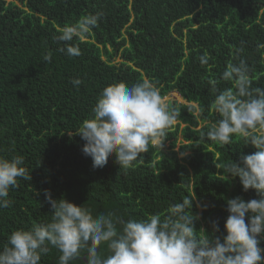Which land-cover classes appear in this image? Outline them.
I'll return each instance as SVG.
<instances>
[{"label":"trees","instance_id":"1","mask_svg":"<svg viewBox=\"0 0 264 264\" xmlns=\"http://www.w3.org/2000/svg\"><path fill=\"white\" fill-rule=\"evenodd\" d=\"M97 12L99 26L72 42L81 55L60 52L58 29ZM241 62L253 95L264 90V0H0V156L22 155L31 174L30 181L18 178L11 206L0 209V248L13 231L51 220L46 189L93 215L112 210L125 219L163 217L170 204L191 197L197 236L209 235L201 227L211 233L216 221L222 238L227 199L258 198L254 189L243 191L239 177L219 179L225 173L216 167L257 149L238 136L228 145L204 136L220 119L216 95L236 91L223 72ZM74 78L83 83L74 86ZM143 80L162 97L176 92L186 101H167L180 115L164 147L149 145L128 169L115 155L93 169L76 131L105 86ZM59 255L52 248L40 264H57Z\"/></svg>","mask_w":264,"mask_h":264},{"label":"clouds","instance_id":"2","mask_svg":"<svg viewBox=\"0 0 264 264\" xmlns=\"http://www.w3.org/2000/svg\"><path fill=\"white\" fill-rule=\"evenodd\" d=\"M102 15L88 14L58 29L55 40L64 45L58 50L69 57L80 56L73 40L84 41L99 26ZM44 60L50 62L51 56L45 54ZM201 63H207V56L201 57ZM222 78L233 81L236 91L216 95L214 110L220 119L204 136L220 145L238 136L257 149L239 161L216 163V167L225 173L219 179L239 177L243 191L254 189L258 196L248 201L227 199L229 215L222 238L215 235L220 230L216 221L211 222V233L201 227L209 235L197 236L194 220L199 216L193 214L191 197L170 204L163 217L155 213L125 219L112 210L93 215L84 204L54 199L46 189L51 220L10 233L0 248V264H40L52 248L60 253L57 264H264L260 247L264 239V90L255 89L253 95L249 69L243 62L229 64ZM71 83L79 87L83 81L74 78ZM91 112L76 134L85 141L82 152L91 157L93 169L104 168L113 155L119 168L128 169L148 152L149 145L162 150L167 130L180 115L148 80L105 86ZM23 163L22 155L0 156V209L11 206L9 192L18 186V178L31 180Z\"/></svg>","mask_w":264,"mask_h":264},{"label":"rangeland","instance_id":"3","mask_svg":"<svg viewBox=\"0 0 264 264\" xmlns=\"http://www.w3.org/2000/svg\"><path fill=\"white\" fill-rule=\"evenodd\" d=\"M117 60H118V58H116V61ZM164 98L166 99V101H168V100H171V101L172 100H176L178 102H182L180 96L176 92H171L168 95H166Z\"/></svg>","mask_w":264,"mask_h":264},{"label":"water","instance_id":"4","mask_svg":"<svg viewBox=\"0 0 264 264\" xmlns=\"http://www.w3.org/2000/svg\"><path fill=\"white\" fill-rule=\"evenodd\" d=\"M181 98V97H180ZM181 100H182V102H186L185 100H183L182 98H181Z\"/></svg>","mask_w":264,"mask_h":264}]
</instances>
